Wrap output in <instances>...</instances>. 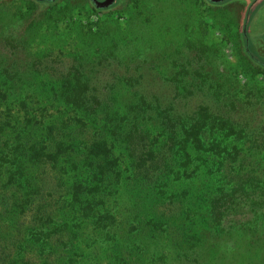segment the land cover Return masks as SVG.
I'll use <instances>...</instances> for the list:
<instances>
[{
    "label": "rangeland",
    "instance_id": "1",
    "mask_svg": "<svg viewBox=\"0 0 264 264\" xmlns=\"http://www.w3.org/2000/svg\"><path fill=\"white\" fill-rule=\"evenodd\" d=\"M49 2L0 0V89H21L25 105L8 102L5 165L41 146L49 125L77 123L63 89L109 97L94 114L75 112L83 129L53 131L64 141L60 205L37 227H20L25 246L14 264H264V0H115L107 9ZM201 106L214 112L199 148L183 130ZM134 128L163 157L148 179L124 145ZM96 139L108 142L114 161L103 180L83 153ZM21 163L1 183L31 195L36 171ZM75 185L83 187L77 202ZM232 190L244 191L243 206L212 223L211 199ZM12 221L2 230L14 231Z\"/></svg>",
    "mask_w": 264,
    "mask_h": 264
},
{
    "label": "trees",
    "instance_id": "2",
    "mask_svg": "<svg viewBox=\"0 0 264 264\" xmlns=\"http://www.w3.org/2000/svg\"><path fill=\"white\" fill-rule=\"evenodd\" d=\"M48 1H50L49 3H55L57 0ZM12 43V41H7V45H5L4 49H11ZM244 46L248 47L247 38H244ZM36 61L34 62L35 66H38V62ZM4 72L5 68L0 73L4 74ZM7 76L8 74H6L4 78H12ZM104 90L105 89H63L62 94L64 95V100L74 112V115L71 118L74 119V122H77L74 125L69 121L68 126L71 124V126H78L79 130L83 129L82 127L85 126V120L75 114V112L78 111L79 114L84 116L94 114L95 110L109 97V94L104 92ZM20 93L21 89H0V264H14L15 256L21 255L19 250L25 246L21 237H19L20 231H22L20 228L21 226L26 225L37 227V225L44 220L51 219L52 212L56 209L54 208V205H57L58 207L60 205V196L57 194L55 183L61 180V178L57 177L58 175L55 172V169L57 167L56 165L60 153L63 152L61 146H63L64 141L61 139L63 136L61 133L56 135L53 131L56 132L57 130H60V128L67 129L68 126L65 123L62 125L63 127L56 126V123L49 125L47 129L49 130V133L46 134L43 141L41 140V146L40 144L39 146L31 145L29 147L31 153L28 156L22 152L20 155L13 157V161H10L5 165L4 159L8 154V152H6L8 141L4 139L3 135L7 126L11 124L8 123L9 121L7 120L13 119V114L7 106L9 105L8 102L10 100L11 103L18 101V104L21 105L20 108L25 109L24 103L19 99ZM147 100H149L148 97ZM204 106H206V104H204ZM204 106L199 107L195 112L192 111V113L187 114L188 116H192L191 123L183 130L184 134L192 135L193 141L191 142L197 144L199 148L203 144L200 137L202 127L207 123L205 121L207 120L208 114L214 112L211 111V107L205 108ZM163 109V111L166 112L165 108ZM216 110V114L227 121L229 116L228 113L225 112V109L219 107ZM144 111L146 113V110ZM195 117H199L200 119L196 118V122L193 123ZM165 121L170 122L168 119H165ZM161 123L163 124L162 121ZM227 124L228 123L223 122L222 126L227 128ZM21 125L22 123H18V126ZM163 125L168 126L165 122ZM229 129H231V127ZM124 145L128 156L132 161V166L139 175L148 179L153 177L154 174L160 172L163 157L157 149L153 148L151 143H148L146 134L139 128H134L126 134ZM53 146H55V149ZM219 147L220 145L218 144L217 148ZM110 152V146L106 140L96 139L84 142V157L92 167L94 172L93 176H95L96 179L103 180L108 174L114 171V161L110 158ZM20 160L22 162L21 164L28 161L31 168L36 171L32 177V187L27 183V186L31 188V191H29L31 195L27 193V195H29L28 197H26L27 195H25V192L22 194V188H9L6 183H1L3 176H9L11 174V167H15L22 171L19 164ZM82 188L81 185L74 186V191L71 196L73 198L75 197V202L78 201L80 193L83 190ZM232 191V193L223 192V194L216 195L211 199L209 204V214L212 223L219 224L223 219H229L231 211L236 209V207L243 206L244 191L242 190L243 194L240 191L237 193L235 190ZM51 201H53V204H50ZM62 203L65 205L64 201H62ZM71 205L72 203H70L69 207ZM234 205L235 207L232 209ZM82 209L85 208L83 207ZM93 211L94 209L91 206V202H89L86 214L91 215ZM14 219L19 220L17 221L18 226L14 231L7 232L5 229L2 230V228H5L7 221H12ZM47 236L49 237L52 235L48 234ZM60 240L63 242L62 238ZM21 241L23 242V245H21ZM51 241L54 243L53 239H51ZM27 258L28 256H25V261L29 260ZM32 261L33 260L31 259V262Z\"/></svg>",
    "mask_w": 264,
    "mask_h": 264
},
{
    "label": "water",
    "instance_id": "3",
    "mask_svg": "<svg viewBox=\"0 0 264 264\" xmlns=\"http://www.w3.org/2000/svg\"><path fill=\"white\" fill-rule=\"evenodd\" d=\"M93 6L97 9H107L110 6H112L115 2V0H90ZM213 3L221 2L223 0H208ZM264 41V36H263Z\"/></svg>",
    "mask_w": 264,
    "mask_h": 264
}]
</instances>
